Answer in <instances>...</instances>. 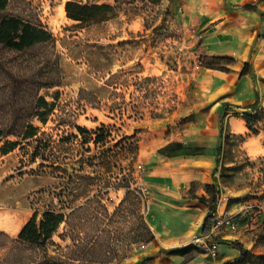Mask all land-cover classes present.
Here are the masks:
<instances>
[{"label": "rangeland", "instance_id": "obj_1", "mask_svg": "<svg viewBox=\"0 0 264 264\" xmlns=\"http://www.w3.org/2000/svg\"><path fill=\"white\" fill-rule=\"evenodd\" d=\"M67 1L12 0L0 10V20L40 19L57 40L56 48L24 51L0 44V126L14 125L15 133L0 141V264L41 259L44 250L20 246L17 238L34 215L39 221L49 209L67 216L47 244L51 255L83 264H187L195 257L215 264L221 256L193 243L206 234L203 225L196 230L171 204L178 180L191 171H180L162 153L192 158L205 151L202 143L176 140L198 126L204 101L198 73L206 67L203 58L218 55L207 54L203 32L188 24L182 0H83L115 6L110 20L83 28L67 16ZM41 97L53 108L46 124L34 117L48 109L36 107ZM28 123L40 131L23 139ZM251 123L264 139V113ZM102 124L108 128L96 145L92 131ZM224 139L213 172L217 184L201 203L208 215L223 193L222 206L238 229H223L215 240L233 235L232 242L263 254L264 154L248 156L244 136L226 132ZM9 141L16 145L4 153ZM136 187L143 193L138 207L154 233L150 242L134 238L130 200L114 214Z\"/></svg>", "mask_w": 264, "mask_h": 264}, {"label": "crops", "instance_id": "obj_2", "mask_svg": "<svg viewBox=\"0 0 264 264\" xmlns=\"http://www.w3.org/2000/svg\"><path fill=\"white\" fill-rule=\"evenodd\" d=\"M246 4H252L255 9L245 8ZM182 7L188 24L203 32L207 54L235 60L227 70L204 67L198 73L204 98L197 110L198 126L189 128L187 136L176 141L202 143L205 151L192 158L183 152L174 156L162 153L163 160L174 159L168 163L178 164L180 171H191L189 176L178 180V194L171 198V204L176 211L188 214L190 225L199 230L207 216V207L201 199L209 196L207 185L217 184L213 172L220 158L217 149L222 146L223 150L226 144V132L244 136L241 148L248 156L264 154L261 133H252L242 116L264 110V0H182ZM246 63L250 64L249 71L241 75ZM258 97V110H254L252 105ZM171 143L168 141L162 147ZM231 237L224 235L218 239V257H221L215 264H222L228 255L240 254L231 245ZM187 264L203 263L195 257Z\"/></svg>", "mask_w": 264, "mask_h": 264}, {"label": "trees", "instance_id": "obj_3", "mask_svg": "<svg viewBox=\"0 0 264 264\" xmlns=\"http://www.w3.org/2000/svg\"><path fill=\"white\" fill-rule=\"evenodd\" d=\"M12 0H0V10H5ZM152 2L158 3L161 0H150ZM247 9H255L252 4H246L244 6ZM67 16L77 23V27H88L92 24L108 21L112 18L114 14L115 6L110 3H91L90 1L83 0H69L65 5ZM57 40L50 32V30L42 23L40 19H24L16 15H5L0 20V44L9 47L16 51H24L26 49L32 48L34 46L46 45L47 47L56 48ZM57 52V56H58ZM204 66L214 69L227 70L229 64L235 62L234 59L225 56H216L212 58H203ZM249 63H246L241 75L246 74L249 71ZM51 84V85H49ZM43 85L52 86L54 83L52 81H44ZM259 102V97L256 102L252 105L254 110H258L257 104ZM37 108H48L46 111H37L34 117H37L42 123L46 124L48 121V116L52 112V104H50L44 97H41L36 104ZM261 112L264 110H258L256 116L251 113H244L242 116L247 122L248 128L254 134H258L260 130L251 123V119L257 118ZM12 126L6 125L5 127L0 126V141L8 135L15 134L12 131ZM25 130L19 135L23 139H29L35 137L40 131L39 127L33 125V123H28L23 126ZM80 130H84L78 127ZM107 125L102 124L93 134L94 143L97 145L103 142V135L99 132L106 131ZM223 132V128H222ZM9 149L3 150V152H8L11 147L16 145L15 142L9 141ZM91 147H89V150ZM1 151V148H0ZM222 146L217 149V155H221ZM220 159H217V165H219ZM216 169L214 172H216ZM206 189L209 194L215 189V185H207ZM142 191L139 187L129 188L127 190L126 199L120 204L116 209L114 214L118 212L121 207H123L125 201L130 200L131 213L137 221V225L134 227V238L137 241L150 242L154 239V233L152 232L150 226L148 225L145 217L141 214L139 206V199L141 200ZM202 197L201 200H203ZM79 208V207H78ZM78 208H75V212ZM209 213L203 224V233H208L212 225V213ZM113 214V215H114ZM66 214L63 211L47 210L42 214L41 219L37 220V215H34L20 230L18 234V244L20 246H33L38 249L44 250L41 259L36 261H31L27 264H83L76 263V260L71 256L63 253H58L56 255H51L47 250V244L52 239L53 235L58 231L61 224L66 221ZM232 246L237 247L240 250V255L235 261H227L224 264H264V253L263 254H253L250 250L245 248L241 243L230 242ZM58 248L63 249L61 245ZM100 264H116L112 261L102 262Z\"/></svg>", "mask_w": 264, "mask_h": 264}, {"label": "built area", "instance_id": "obj_4", "mask_svg": "<svg viewBox=\"0 0 264 264\" xmlns=\"http://www.w3.org/2000/svg\"><path fill=\"white\" fill-rule=\"evenodd\" d=\"M201 36V33H198ZM199 67L202 66V61L198 62ZM222 201L226 202V197L222 194L221 201L218 206L214 209L212 213V225L208 233L201 236H196L193 243L196 245L203 244L207 250V253L213 257H217L219 253V241L215 240L217 233L223 229H227L232 233L236 232L238 229V222L235 220L234 216L225 210L224 205L222 206Z\"/></svg>", "mask_w": 264, "mask_h": 264}]
</instances>
